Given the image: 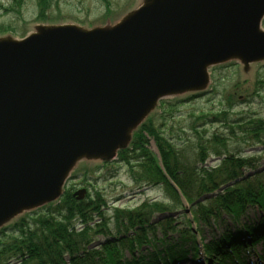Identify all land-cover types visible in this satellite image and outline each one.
Segmentation results:
<instances>
[{
  "label": "water",
  "instance_id": "95a60500",
  "mask_svg": "<svg viewBox=\"0 0 264 264\" xmlns=\"http://www.w3.org/2000/svg\"><path fill=\"white\" fill-rule=\"evenodd\" d=\"M263 20L264 0H144L115 24L1 36L0 227L57 200L78 162L114 159L210 67L264 61Z\"/></svg>",
  "mask_w": 264,
  "mask_h": 264
},
{
  "label": "trees",
  "instance_id": "16d2710c",
  "mask_svg": "<svg viewBox=\"0 0 264 264\" xmlns=\"http://www.w3.org/2000/svg\"><path fill=\"white\" fill-rule=\"evenodd\" d=\"M24 1L12 0V3H16L18 8ZM102 1L109 3L108 0ZM55 2L37 0V19L44 24L58 23L49 17ZM10 28L0 26V36L12 32ZM262 82L264 79L259 78L257 81L260 89ZM206 89L180 95H188L185 100L190 101L202 95ZM181 101L180 96L170 101L161 100L157 108L134 130L129 145L119 150L117 155L120 165L128 167L136 184L162 187L169 205L163 201L144 203L134 212L114 207L116 226L129 228L132 233L127 234L123 242L108 240L98 249L90 245L94 241L93 235L108 230L110 218H107L103 208L107 201L99 191L93 195L88 192L92 185L89 179L88 187H84L87 196L81 200L74 196V188L66 186L58 200L42 205L41 210L21 213L0 228V264H7L8 257L14 255L19 258L20 264H181L188 260L185 251L187 242L192 243V251L195 252V249L200 248L196 234L202 233L201 242L208 230L215 237L208 243L203 242L205 254L209 257L218 256V264H235L231 253L238 256L241 247H244L243 242L250 238L254 242L258 241L254 235L257 225H253V221L248 225L240 218L254 209L264 212V169L258 170L253 156L241 157L233 153L234 149L230 148L228 141L230 137L240 136L244 145H260L264 153V118L252 114L244 119L230 120L228 115L233 108V101L228 99L227 106L221 112H206L201 116L209 123L221 122L228 134L214 132L206 135V130L200 133L198 127L192 125L191 130L197 136L192 148L189 144L182 145L181 142L180 145L171 141L161 129L167 120L166 109L173 110ZM159 111L163 112V123L157 126L154 119ZM150 139L155 141L159 155L151 148ZM192 149L195 150L194 156ZM188 151H191L189 155ZM212 155L219 159L210 166L207 160ZM87 162L107 166L112 161ZM244 169L255 171L245 175ZM83 172L87 176L90 171L85 168ZM206 196L205 200H201ZM182 198L190 205V212L184 211L183 214L191 215V219H184L186 223H183V228L179 227L182 225L179 217L173 215H168L156 224L144 220L145 209H149L148 215L167 211L174 214L184 209ZM137 219H141L140 225ZM263 222L262 213L259 223ZM157 226L162 230L161 236L157 234ZM147 228L154 234L148 235ZM217 228L221 232L216 234ZM243 228L248 235L243 232ZM233 230L239 233H233ZM128 242L131 258H124L122 248ZM136 245L140 249L135 248ZM246 245L249 246V242Z\"/></svg>",
  "mask_w": 264,
  "mask_h": 264
},
{
  "label": "rangeland",
  "instance_id": "374dc122",
  "mask_svg": "<svg viewBox=\"0 0 264 264\" xmlns=\"http://www.w3.org/2000/svg\"><path fill=\"white\" fill-rule=\"evenodd\" d=\"M108 2L109 5L102 0H56L51 12H49V17L51 21L76 24L82 28L92 26L98 27L108 23L115 24L117 20L140 5L144 0H108ZM37 13V0H25L24 4L18 8L16 3H12V0H0V26L11 27L10 29L13 31L9 32V34L15 36V38H21L22 36L36 31V27L40 23H43L42 20L37 19ZM259 78L264 79V61L250 63L247 67L243 63H227L225 66L213 68L210 73V85L203 91L202 95L193 97L190 101L185 100L188 95H173L166 98V100L170 101L180 96L182 103H178L173 110L166 109L165 116L167 120L165 121V126L161 129H163L164 134L169 137L171 141L178 144L182 142V145L189 144L192 148H194L193 142L197 137L191 130L192 125L197 126L200 133L206 130V135H211L214 132H225L228 134V131L223 129V124L221 122L209 123L206 119L201 117L202 114L206 112H221L227 106L228 99L233 101V108L229 110L228 115L230 120L244 119L246 116L252 114L264 118V87L262 86L264 82H262L261 89L260 86L257 87ZM231 94L233 95L229 98L228 96ZM162 113V111H159L155 116L154 121L157 126L163 123ZM146 136L148 135L146 134ZM228 142L230 148L234 149L232 150L233 153L239 154L241 157L253 156L256 159L258 170L264 169V153L260 150V145H252L251 147L247 144L244 145V141L240 136L230 137ZM150 143L152 144L151 148L158 152L155 141L150 139ZM235 149H238V151ZM194 151L195 150L192 149L193 156ZM190 152L188 151V155ZM117 158L116 156L107 166H98L84 160L76 167L72 176H70L67 181L69 188L77 190L88 187L87 185L90 180L92 185L88 188V192L93 195L94 192L99 191L107 201V205L103 208L107 214V218H110L108 221V230H105L103 234L93 235L92 238L94 241L90 247L101 249L102 244L106 243L108 240L113 242L121 240L120 242H123L127 234L132 233L129 228H120L116 226L114 207L121 208L123 211L134 212L144 203L152 204L154 202L163 201L166 205H169V201L165 198L164 189L162 187L155 186L154 184H136L129 173L128 167L120 165ZM218 159V156L212 155L208 158L207 164L210 166L216 164ZM85 168L90 171L87 172V174H89L87 176L83 174H86V172H83ZM254 171V169H244L243 173L249 175ZM86 196L87 194L84 198ZM41 209L42 208H38L35 209V211ZM28 212L32 213V211ZM148 212L149 209H145L144 213H146V215H144V220H151V222L155 224L156 222L159 223L165 220L168 215H173L175 218L179 217V223L182 224L179 225V227L182 226L183 228V223H186L184 219H191L190 214H188V216L183 214V209H179L175 212H180L179 214H169L171 212L167 211L165 213L154 212L148 215ZM260 216L261 212L254 209L248 211L245 216L240 218V221L248 225H251L250 222L253 221V225H258ZM225 218L228 219L227 216ZM140 220L141 219L136 220L138 225H140ZM158 228L159 226H157V234L161 236L162 230ZM194 228H196L195 225ZM217 230L216 234L221 232L220 228H217ZM146 231L148 235L154 234L149 228H147ZM233 233L239 232L235 230ZM201 236L202 233L196 234V237L200 239ZM203 237V241L201 240L202 246L203 242L208 243L215 235L208 230V233H204ZM186 246L185 251L187 252L186 258H188V260L186 259V261L181 264H214L219 258L218 256L215 257V255L211 257L205 255L203 247L198 250L195 249V252H193L191 242H187ZM135 248L140 249L137 245ZM262 248V243L255 247L256 251L260 254ZM130 249L131 246L128 242L122 248L124 258H131ZM10 254L12 255L13 252ZM135 254L138 255L139 253L135 252ZM256 256L254 252L249 256V259L257 262L258 256ZM6 262L7 264H20L19 258L15 255L8 257ZM261 263L264 264V260L261 261Z\"/></svg>",
  "mask_w": 264,
  "mask_h": 264
},
{
  "label": "bare ground",
  "instance_id": "6f19581e",
  "mask_svg": "<svg viewBox=\"0 0 264 264\" xmlns=\"http://www.w3.org/2000/svg\"><path fill=\"white\" fill-rule=\"evenodd\" d=\"M150 114H151V113H150ZM150 114H149V115H150ZM149 115H148V116H149ZM148 116H147V117H148ZM73 172H74V171H70V173H69V177L72 176V173H73Z\"/></svg>",
  "mask_w": 264,
  "mask_h": 264
}]
</instances>
